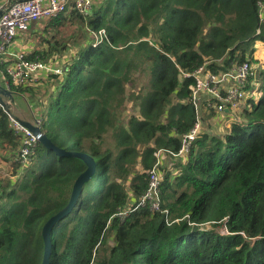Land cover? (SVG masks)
Instances as JSON below:
<instances>
[{
    "label": "trees",
    "instance_id": "16d2710c",
    "mask_svg": "<svg viewBox=\"0 0 264 264\" xmlns=\"http://www.w3.org/2000/svg\"><path fill=\"white\" fill-rule=\"evenodd\" d=\"M92 4L85 18L70 10L44 20L37 42L44 47L24 53L41 61L68 53L62 74L7 88L34 96L46 80L48 96L35 104L38 127L56 147L95 162L74 206L51 228L48 264H264V57L254 55L264 49V0ZM74 18L104 29L105 38L96 46L86 34L63 38L61 26ZM244 61L251 74L240 122L210 129L215 111L202 96V129L188 152H166L179 150L196 119L194 78L181 72L219 73ZM129 101L135 112L125 119ZM9 115L16 116L0 106V264H41L42 227L67 204L86 164L39 142L19 162L23 134ZM158 150L153 211L141 198Z\"/></svg>",
    "mask_w": 264,
    "mask_h": 264
},
{
    "label": "built area",
    "instance_id": "2783aa9c",
    "mask_svg": "<svg viewBox=\"0 0 264 264\" xmlns=\"http://www.w3.org/2000/svg\"><path fill=\"white\" fill-rule=\"evenodd\" d=\"M92 6V0H26L12 4L3 12L0 16V66L2 64L5 66L4 69L0 68V73L6 88L9 87V84L16 86L33 84L45 77L46 74H62L64 70L65 63L60 66L53 65L50 60H28L22 51L9 52L12 42L27 32L32 22L52 18L68 10H75L85 18L92 11ZM79 20L81 21V19ZM81 27L92 46H96L105 38L104 29L94 32L86 28L84 24ZM250 74V66L246 61L233 64L230 69L219 73L206 71L204 66L192 73L181 72L182 78L191 76L194 78L193 84H190L188 88L191 92L189 100L193 104L196 119L193 126L181 136L179 150L177 152L166 150V152L174 157L188 152L191 142L202 129L203 118L200 110L202 96H207L204 98L205 105L214 109L216 113L214 118L221 120L224 127L232 122H240L238 112L242 107L241 101L245 96L244 87ZM9 120L12 127L23 134L18 161L24 163L28 159L27 156L36 147L37 137L17 122L12 115H9ZM32 124L38 126L39 121ZM160 153L161 150L155 153L156 163L148 172V188L141 198V203H148L153 211L159 210L160 179L157 166L161 163ZM221 233H227V230L222 228Z\"/></svg>",
    "mask_w": 264,
    "mask_h": 264
},
{
    "label": "water",
    "instance_id": "95a60500",
    "mask_svg": "<svg viewBox=\"0 0 264 264\" xmlns=\"http://www.w3.org/2000/svg\"><path fill=\"white\" fill-rule=\"evenodd\" d=\"M26 0H6L0 6V16L3 12H5L12 4L23 2ZM2 96H7L10 99V102L13 103V94L10 90L0 85V106L4 108L7 113H10V105L6 104L2 100ZM13 116V115H12ZM14 119L19 122L21 125L26 127L31 133L37 137V140L44 147L51 149L55 152L57 156H69L75 157L82 160L86 164L85 170L76 178L74 184L72 186V191L69 197L67 204L56 214L51 216L43 225L41 230L42 240H43V256L41 264H48L49 256L51 251V237L50 232L52 226L60 221L66 214L70 212L72 207L74 206L78 193L85 181L89 179V177L93 174L95 169L94 159L86 153L78 152V151H65L56 147L50 139L40 130V128L29 121L23 120L17 116H13Z\"/></svg>",
    "mask_w": 264,
    "mask_h": 264
},
{
    "label": "crops",
    "instance_id": "0c3cea01",
    "mask_svg": "<svg viewBox=\"0 0 264 264\" xmlns=\"http://www.w3.org/2000/svg\"><path fill=\"white\" fill-rule=\"evenodd\" d=\"M6 0H0V6L5 2ZM70 10H68L67 12H65V14H68V12H69ZM67 17V16H66ZM44 20H46V19H41V20H38V21H34V22H32L31 24H30V27H29V30L27 31V32H25V33H23V34H21L20 36H18L13 42H12V44L10 45V47H9V52H24L25 54H28V53H30L32 50H34V49H41L42 47H44V45L43 44H38L37 42H38V39L41 37V36H43V29H44ZM82 26V23L81 22H78V23H76V19L74 18V19H69V20H66L64 23H63V25L61 26V31H60V34H61V36L63 37V38H68L69 36L70 37H74V38H77L78 40L79 39H82V38H84V34H81V32L79 33L78 31H77V29H80V28H82L81 27ZM73 28H75L74 30H72ZM70 30H72V31H70ZM83 35V36H82ZM82 37V38H81ZM35 40V41H34ZM55 54H57V53H55ZM55 54H53L52 56H51V58H49L48 60H50V62L53 64V65H61V64H64L65 62H66V60L68 59V56H69V54L68 53H65L64 55H62L61 57H58L57 55H55ZM48 60H46V61H48ZM44 83L45 84H43V85H46V87L48 88V93H49V90H50V88H51V86L48 84L47 85V83H46V80L44 81ZM0 85L1 86H4L5 88H6V86H5V83H4V81L2 80V78H1V73H0ZM41 84L39 83V86H40ZM28 86H31V87H33V85L32 84H28ZM35 86V85H34ZM37 87V86H36ZM48 93L46 94L47 96H48ZM15 96V94H13V97ZM24 99H25V101H28V95H25V96H22ZM34 98V97H33ZM3 100H4V102L6 103V104H8V105H10L11 104V112H13L12 111V107H14V108H16L17 109V112H13L14 113V115H16L17 117H20L21 119H23V120H26V121H30V119H27V118H25L24 116H22V114H20V113H24V111H19V110H21V108H19V107H17V106H15V102H14V98H13V103H11L10 102V99L7 97V96H3ZM36 104V103H35ZM30 107L29 108H34L33 106H35V105H32L31 103H30V105H29ZM37 106V105H36ZM35 106V107H36ZM38 107V106H37ZM38 111V110H37ZM36 111V112H37ZM36 112H33V116H34V113H36ZM215 118L213 117V118H211L209 121V123H210V125H211V127L212 128H214V130H216V129H218V126H217V124L216 123H214V125L211 123V122H214L215 120H214ZM215 132H217V131H215ZM3 161L0 159V168L3 170ZM169 166V165H168Z\"/></svg>",
    "mask_w": 264,
    "mask_h": 264
},
{
    "label": "rangeland",
    "instance_id": "374dc122",
    "mask_svg": "<svg viewBox=\"0 0 264 264\" xmlns=\"http://www.w3.org/2000/svg\"><path fill=\"white\" fill-rule=\"evenodd\" d=\"M263 14H264V12H263ZM263 18V17H262ZM75 28H73L72 30H74ZM72 30H70V31H72ZM61 31V30H60ZM77 31L80 33L81 32V34H85L84 32V30H83V28H80V29H77ZM83 36V35H82ZM156 37H157V35H156ZM82 38V37H81ZM149 40L151 41L152 40V38H149ZM35 41V40H34ZM255 52H254V55L256 54V53H258L259 54V56L261 57H264V49H262V48H256L255 50H254ZM24 53V52H23ZM146 77V76H145ZM144 78V76L143 75H140V76H138V81H140V80H142ZM134 85L136 86L137 85V82H134ZM132 88H133V86H131V85H127V87H126V95H127V93H129V91L130 90H132ZM34 92H35V94H34V96L33 95H31V96H28V101H25V99L22 97V96H19V95H15L13 98H14V102H15V106H17V107H19V108H21V110H19V111H24V113L22 112V113H20V114H22V116H24L25 118H27V119H30V121L29 122H31V123H37L38 122V120H36V118H35V116H33V112H36L39 108L36 106H33L34 108H29L30 106V103L32 104V105H35V103H37L38 102V100H37V98L38 99H45L46 98V94H47V92H48V88L45 86V85H40V86H37L36 87V90H34ZM34 97V98H33ZM243 101V100H242ZM241 101V102H242ZM132 105H131V102L129 101V102H127L126 104H125V107H126V112H124V117H125V119L128 117V115L129 114H133L134 112H135V110H133L132 109V107H131ZM12 111L13 112H17V109L16 108H14V107H12ZM216 114V113H215ZM214 117H215V115H214ZM215 121L214 122H211L213 125H214V123H216L217 124V126H218V129H216V130H214V128H212V127H210L209 126V128L210 129H212V130H214V131H218V132H222V130H223V122L221 121V120H217V119H214ZM210 122V121H209ZM65 142V141H64ZM71 145V144H70ZM1 159V158H0ZM167 161V160H166ZM165 164H167V165H170V163H168V162H166ZM220 232H221V230H219Z\"/></svg>",
    "mask_w": 264,
    "mask_h": 264
},
{
    "label": "flooded vegetation",
    "instance_id": "af4514ba",
    "mask_svg": "<svg viewBox=\"0 0 264 264\" xmlns=\"http://www.w3.org/2000/svg\"><path fill=\"white\" fill-rule=\"evenodd\" d=\"M11 107V106H10Z\"/></svg>",
    "mask_w": 264,
    "mask_h": 264
}]
</instances>
